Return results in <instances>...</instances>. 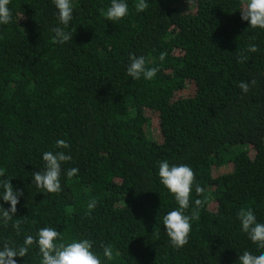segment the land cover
Wrapping results in <instances>:
<instances>
[{
	"label": "trees",
	"instance_id": "1",
	"mask_svg": "<svg viewBox=\"0 0 264 264\" xmlns=\"http://www.w3.org/2000/svg\"><path fill=\"white\" fill-rule=\"evenodd\" d=\"M138 2L113 22L101 12L110 0H73V39L58 45L50 0H10L13 22L0 25V168L23 192L15 218L24 222L20 235L0 227V239L22 242L51 225L65 240H92L102 264H235L255 250L237 212L252 207L264 220V31L241 20L240 0H146L143 12ZM130 52L159 66L153 80L126 76ZM57 138L73 157L62 167L79 172L62 178L61 193H40L31 173ZM163 159L189 164L204 188L199 209L193 189L186 214L196 218L179 250L160 225L176 207L157 180ZM15 259L40 264L34 249Z\"/></svg>",
	"mask_w": 264,
	"mask_h": 264
},
{
	"label": "clouds",
	"instance_id": "2",
	"mask_svg": "<svg viewBox=\"0 0 264 264\" xmlns=\"http://www.w3.org/2000/svg\"><path fill=\"white\" fill-rule=\"evenodd\" d=\"M55 8L54 15L57 24L51 29L54 34L52 39L55 44L64 45L73 39L69 29L74 19L73 0H50ZM10 0H0V25H8L13 22L12 11L9 8ZM147 7L146 0H139L135 10L143 12ZM242 21H247L251 29L264 31V0H240L237 5ZM106 21H122L129 14L128 0H110L106 8L101 9ZM257 51L255 45H250L247 52ZM167 52H161L159 61H165ZM240 61L246 59L243 53L239 54ZM160 71L159 66H146L143 55L130 52L125 67V74L132 80L151 81ZM249 83L241 81L238 88L242 93H247ZM70 145L66 139L57 138L51 150L40 153L42 165L37 171L31 173L32 184L40 193H61L62 178L71 179L77 176V167H62L65 163L72 161L73 157L66 150ZM158 183L167 190L174 199L176 207L162 214L160 225L164 226V234L169 244L176 250L181 249L189 242V234L192 229V220L196 213L186 214L190 208V197L194 192L197 196L192 200V205L199 209L205 206L206 201L199 197L204 188L195 183L193 168L187 163H170L163 159L157 162ZM23 192L14 187L5 170L0 168V227L7 228L11 225L17 235L21 233L20 218H15L17 204ZM4 203L9 207L5 208ZM96 201L88 203L89 210L94 209ZM236 218L239 221L240 231L246 234L250 244L255 245V250L244 248L239 253L235 264H264V220L257 217L252 207L241 208ZM103 256L111 259L112 251L109 245H102ZM35 250L40 264H102L100 254L94 249V242L84 236L65 240L57 227L46 225L36 229L35 235H23L22 242L10 239H0V264H17L15 258H25L30 251Z\"/></svg>",
	"mask_w": 264,
	"mask_h": 264
},
{
	"label": "rangeland",
	"instance_id": "3",
	"mask_svg": "<svg viewBox=\"0 0 264 264\" xmlns=\"http://www.w3.org/2000/svg\"><path fill=\"white\" fill-rule=\"evenodd\" d=\"M181 7L185 8V9H189L191 8V5L188 4L187 6L181 5ZM193 86L191 84H188V86L186 87V89L183 91L184 95H189L192 92ZM150 118V130H151V134L153 139H158L159 137V123H158V119L156 118L155 115L150 114L148 116Z\"/></svg>",
	"mask_w": 264,
	"mask_h": 264
}]
</instances>
